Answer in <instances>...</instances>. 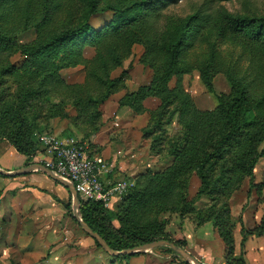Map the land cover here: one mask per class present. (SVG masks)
<instances>
[{"label": "rangeland", "instance_id": "1", "mask_svg": "<svg viewBox=\"0 0 264 264\" xmlns=\"http://www.w3.org/2000/svg\"><path fill=\"white\" fill-rule=\"evenodd\" d=\"M96 1L99 9L118 4L117 0ZM194 8L208 9L223 17L247 15L264 24V0H179L170 3L166 11L182 16L192 13ZM88 10V0H0V143H10L14 136L31 137L30 147L36 152L27 165H51L54 145L77 141L92 158L110 170L103 177L104 184L119 187L105 207L120 211L117 213L133 227L157 225L165 236L186 250L185 225L193 241L196 227L211 225L216 231L240 227L243 206L258 203L264 211V156L250 180L245 175L249 160L243 150L248 134L259 129L257 121L264 115V37L257 39L248 33L229 30L197 44L183 53L181 61L191 67V72L182 76L184 91L190 94L191 100L185 97L174 76L169 82L172 93L163 100L146 99L137 111L120 105V100L140 86L148 85L154 74L162 73L168 65L163 54L151 56L140 44L130 49H117L112 44L104 49L111 38L101 40L104 56L98 58L94 46L79 44L85 41L87 34L67 42L59 41L54 45L53 58L62 65L58 73L67 87L60 88L58 84L57 90L45 79L44 67L48 61L35 64L39 72H28L34 79L16 71L30 59L24 53L26 48L47 45L62 32L79 27ZM112 16L111 11H106L90 22L99 28L109 23ZM206 61H211L215 70L213 81L217 93H230L231 78L244 84L253 105L248 113L247 129L210 159L206 167L208 188L201 198L197 195L202 178L191 168L174 170L165 186L146 194L144 189L153 184L151 176L162 173L176 161L173 145L185 133V104L201 110H212L218 105L217 98L205 88L196 69ZM113 80L115 82H110ZM96 137L101 144L93 142ZM104 149L110 158H97ZM120 149L123 152L118 154ZM263 149L264 145L260 144L259 151ZM114 151L118 156L127 154L128 164L114 162ZM135 170L136 174L131 176ZM15 178L0 175V191ZM54 195V206L42 205L34 214H25L24 229L18 226L17 220L12 221L11 216L0 225V263L91 264L96 252H102L103 247L93 237L91 245L82 244V235H86L74 217L73 195L68 190L65 199ZM194 200L197 201L185 212L184 206ZM131 203L134 205L130 210L127 207ZM20 235L30 236L31 240L25 237L24 241L17 240L19 244L16 241L15 245H8L9 237ZM93 248L95 250L91 251ZM152 252L156 257H159L158 252L171 254L174 261L185 259L168 246L146 253Z\"/></svg>", "mask_w": 264, "mask_h": 264}, {"label": "trees", "instance_id": "2", "mask_svg": "<svg viewBox=\"0 0 264 264\" xmlns=\"http://www.w3.org/2000/svg\"><path fill=\"white\" fill-rule=\"evenodd\" d=\"M178 1L117 0V5H109L99 9L96 0H88L89 10L85 20L79 27L62 32L47 45L26 48L24 53L28 54L30 59L16 71L23 72L24 75L28 76L30 70L39 72L36 63L41 65L44 61H48L49 63L44 67L45 79L48 84L55 90L58 89V84L61 85L60 88L67 87L66 81L58 73L62 65L61 63H55V58H53L54 45L61 40L67 42L87 34L88 37L85 41H80L79 44L94 46L98 51V58L104 56L101 53L99 41L111 38L108 42L110 44L106 42L108 45L104 49L109 48L112 44L117 49L122 47L130 49L134 44H140L146 48L149 55L163 54L164 59L168 61V65L162 73L156 72L148 85L140 86L136 91L126 94L120 100V105L128 106L137 111L148 98L153 97L163 100L167 94L173 92L169 87V82L174 76L177 77V84L184 92L185 97L191 100L190 94L184 91L182 85L183 74L191 72L189 65L181 63L183 53L197 46V44H203L215 35H223L229 30L244 34L248 33L257 39L263 38L264 24L259 23L260 21L257 18L247 15L227 14L223 17L219 14L214 15L208 9L203 8H194L195 10L192 13L182 16L166 11L170 3L174 4ZM106 11L112 12L111 21L99 28L94 27L90 22L91 19ZM196 69L200 72V79L205 88L217 98L218 105L212 110H201L194 105L191 108L188 106L189 104H185L183 110L186 120L185 133L178 143L173 145L174 152L172 154L176 157V161L173 163L174 165L162 173L151 176L153 184L144 189L146 194L155 193L160 190L161 185L165 186L174 170L180 168V171H182L191 168L197 171L202 178V186L197 195L198 199L201 198L208 188L206 176L208 162L212 157L219 155L227 143L233 141L247 129V117L248 113L253 110V105L248 98L244 84L238 79L231 78L230 93H217L214 88L215 70L212 68V62H203L196 66ZM28 77L34 79L33 75ZM109 95L110 92L104 96L103 100L105 101ZM257 122L259 129L249 133L246 142L243 144V150L246 152L244 155H247L249 160V164L245 167L247 172L245 175L249 176L250 180L254 178V168L258 161L264 156V149L261 152L259 151L260 144L264 145V115L260 116ZM31 142V137L28 136H14L12 140L10 139V143L16 150L26 156L29 161L36 152L30 147ZM146 173H141V176H146ZM80 201L82 219L116 251L133 249L139 245L160 239L174 242L168 236H165L161 229H157V225L141 228L131 226L124 216L117 213L120 211L114 212L109 208L107 209L101 198H80ZM195 201L197 200L187 203L183 210L185 212L189 211ZM133 205L134 203H131L127 208L131 210ZM66 207L69 209L71 205H66ZM114 220L119 222V227L114 226ZM239 223L241 226L242 250L246 239L250 235L264 236V220L253 229H248L245 226L243 217H240ZM234 228L218 231V234L227 245L225 264H246L243 251L238 256L234 255ZM96 243L101 246L97 241ZM174 243L180 246L177 242Z\"/></svg>", "mask_w": 264, "mask_h": 264}, {"label": "crops", "instance_id": "3", "mask_svg": "<svg viewBox=\"0 0 264 264\" xmlns=\"http://www.w3.org/2000/svg\"><path fill=\"white\" fill-rule=\"evenodd\" d=\"M98 138L99 137L94 138L93 142L97 144L100 143ZM104 145L106 146L107 144ZM106 149H104L102 155L98 154L96 157L102 158L105 156L104 158H110L111 155H107L108 157L106 156ZM122 152L123 151L120 149L118 154H121ZM118 154L113 155L114 162H120L123 165L128 164L129 158L125 157L127 154L124 156H118ZM28 161L29 159L19 153L9 142L0 143V167L2 169L6 171H13L17 168L24 167L27 165ZM130 174L131 176H134L136 174V170L132 171ZM67 190L68 189L66 187L56 182L41 170L32 171L25 175L17 176L13 180H9L7 182V188L0 194V225H4L5 219L11 216L12 221L17 220L18 226L24 229L25 214H34V212L40 209L42 205L54 206L56 204L53 199L55 196L54 194L59 196L61 199H65L67 196ZM245 202L248 203V198H246ZM243 209L244 224L248 229H253L257 224L264 220V211L260 209L258 203L255 205L249 204L248 206H243ZM247 215H249V217ZM116 221L117 220H114L113 224L115 227H119V225H116ZM10 225L13 226L11 223ZM184 227L186 228L184 231V237L188 243L187 251L189 253L196 257L199 261H202L201 263L203 264H217L220 261V264H225L227 245L214 227L211 225L196 227L197 231L194 232L193 241L190 239L191 235L187 231V226L185 225ZM240 229L241 226L234 229V255L238 256L243 251L246 264H264V236L250 235L246 239L242 250V236ZM84 233L86 236L82 235V244L85 246H88L89 244L91 245L94 238L92 239V235H90L87 231ZM25 237L26 239L31 240L30 236L26 235H20L13 238L9 237L7 240L8 245H15L16 243L14 242L17 240L21 242L23 239L24 241ZM10 240H12V243H9ZM18 241L17 244H19ZM94 241L96 242L95 239ZM35 242L37 241H34V243ZM90 250L93 251L95 248ZM146 252L143 254L136 253L129 256L114 257L107 253L103 248L102 252H96V256L92 259L91 264H190L185 259L184 261L172 260L171 254L158 252L157 255L159 257H156V255H153L154 251L152 253ZM47 262H49V259ZM44 264H46V262Z\"/></svg>", "mask_w": 264, "mask_h": 264}, {"label": "built area", "instance_id": "4", "mask_svg": "<svg viewBox=\"0 0 264 264\" xmlns=\"http://www.w3.org/2000/svg\"><path fill=\"white\" fill-rule=\"evenodd\" d=\"M53 149L54 161L48 166L58 176L73 183L80 198H101L106 203L113 192L118 190V186L112 188L104 184L103 177L110 170L92 158L77 141L59 143Z\"/></svg>", "mask_w": 264, "mask_h": 264}, {"label": "water", "instance_id": "5", "mask_svg": "<svg viewBox=\"0 0 264 264\" xmlns=\"http://www.w3.org/2000/svg\"><path fill=\"white\" fill-rule=\"evenodd\" d=\"M41 170L44 173H46L49 177L54 179L59 184L66 187L70 193L73 195V209H74V217L79 222V224L82 226V228L87 231L92 237L105 249L107 253L114 257L118 256H126V255H132L140 252H146L150 249L158 248L161 246H168L173 251L178 253L179 255L183 256L187 262L190 264H202L196 257H194L191 253H189L186 249L178 246L176 243L166 240V239H160L156 241H152L149 243H145L142 245H139L135 248H128L122 251H116L114 250L109 243L97 232H94L93 229L82 219L80 215V196L74 186L73 183L65 180L64 178L58 176L48 165H44L42 163H32L29 165H25L24 167H21L19 169L13 170V171H6L0 167V174L4 175L6 177H17L21 175H25L29 172Z\"/></svg>", "mask_w": 264, "mask_h": 264}]
</instances>
